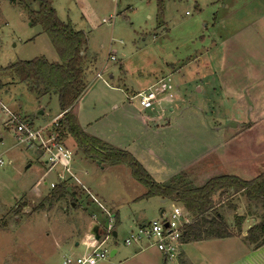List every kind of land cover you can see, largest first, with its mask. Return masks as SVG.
Here are the masks:
<instances>
[{
	"label": "rangeland",
	"instance_id": "1",
	"mask_svg": "<svg viewBox=\"0 0 264 264\" xmlns=\"http://www.w3.org/2000/svg\"><path fill=\"white\" fill-rule=\"evenodd\" d=\"M257 2L259 6L254 0H54L58 18L86 34L87 53L95 59L93 69L90 63L85 74L86 94L71 112L79 128L100 144L134 153L148 174L162 185L180 180L200 187L217 175L249 180L264 173V114L239 113L232 96L239 90L220 91L210 75L208 80L215 91L209 87L196 92L205 82L200 78V65L206 60L215 63L223 59L226 81L231 76L235 82L238 77H264V0ZM245 10L257 18L248 24L235 19ZM226 19L232 24L227 25ZM227 27L238 28L236 35L227 36ZM40 56L50 62L58 60L47 35L39 25L31 24L29 10L10 0H0V264H62L65 254L83 253L84 246L74 244L82 239L85 227L88 235L95 225L105 234L110 223L117 235H111L104 246L117 253L104 264H233L234 252H240L241 242L231 238L182 244L180 253L165 263L152 246L138 252L136 244L125 245L135 219L149 222L159 217L160 210L169 212L171 208L170 201L141 198L145 188L126 165H101L93 160L78 163L76 173L93 197L71 184L66 190L77 191L75 200L66 193L50 203L54 192L50 184L61 183L57 172L62 167H47L40 149L18 145L13 127L6 124L11 113L38 128L53 121L60 112L56 95L38 96L5 70L16 61ZM176 63V72L172 73ZM163 71L172 75L173 82L186 90V95L185 103L175 113L177 120L156 132L151 116L149 121L145 119L149 112L139 113L138 103L133 100L130 104L128 98ZM99 72L100 78L96 77ZM166 76L164 81L168 83ZM229 85L240 88L249 84ZM258 85L256 96L263 103L264 82ZM255 91L256 86L245 97L249 99ZM217 96L224 97L220 104L215 103ZM261 109L264 111V106ZM164 119L163 115L161 126L170 122ZM248 119L256 120L255 129L246 131L240 127V122H249ZM65 140L74 157H84L73 140ZM225 140L228 142L223 143ZM221 143L223 147H218ZM210 146L215 148L200 160L198 155ZM150 150L159 154L151 155ZM196 158L200 161L195 162ZM213 204L236 232L234 215L247 214L249 207L245 197L229 190L223 195L216 193ZM255 208L250 205V209ZM245 219L256 221L253 216ZM246 225L245 221L243 227Z\"/></svg>",
	"mask_w": 264,
	"mask_h": 264
},
{
	"label": "trees",
	"instance_id": "2",
	"mask_svg": "<svg viewBox=\"0 0 264 264\" xmlns=\"http://www.w3.org/2000/svg\"><path fill=\"white\" fill-rule=\"evenodd\" d=\"M54 0H10L29 10L32 25H39L57 53L58 60L50 62L43 56L26 61H16L8 65L9 70L28 90L38 96H57L60 112L58 136L62 140L69 134L86 159L103 165H126L132 177L144 188V197L159 196L179 202L191 215V222L183 227V241H201L228 238L240 235L246 216L256 219L246 232L244 240L258 248L264 245V173L246 180L235 175H217L209 178L200 187L188 186L180 180H172L168 185L156 183L142 164L128 151L100 144V141L81 130L70 108L85 93L88 69L86 55V34L74 28L69 21H61L53 7ZM51 202L66 193L75 200L77 191L67 192L65 183L53 187ZM232 190L241 193L247 200V214L234 215V230L228 226L223 215L214 209L213 196ZM74 195H73V192ZM250 205H255L254 210ZM213 210V211H212ZM212 212L210 216L208 213Z\"/></svg>",
	"mask_w": 264,
	"mask_h": 264
},
{
	"label": "built area",
	"instance_id": "3",
	"mask_svg": "<svg viewBox=\"0 0 264 264\" xmlns=\"http://www.w3.org/2000/svg\"><path fill=\"white\" fill-rule=\"evenodd\" d=\"M103 19L102 22H107ZM110 59L114 56L110 55ZM101 73L96 77L100 78ZM174 92L169 89L168 84L162 79L157 81L145 90L131 95L128 100L136 101L139 110L142 112L163 111V103L171 101ZM63 112L59 113L53 121L48 124L34 128L31 124L19 120L18 116L9 113L7 125L13 127L15 138L18 145H27L40 149L45 158V162L50 166L60 165L67 174L70 172L71 151L65 147L58 136L59 119ZM161 115H159L160 117ZM161 118V117H160ZM0 156V165H2ZM59 181L63 180V174H58ZM54 183L50 184L53 188ZM111 221V220H110ZM191 222V218L182 208L174 207L166 216L153 219L144 225H136L131 229L124 239V244H140L145 241L146 246H152L159 251L165 259H172L178 252L183 237V227ZM113 234V226L108 224L105 234L99 241L94 239L85 243L86 251L81 255L65 254L62 264H101L110 256V249H107L105 241ZM113 236V235H112Z\"/></svg>",
	"mask_w": 264,
	"mask_h": 264
},
{
	"label": "crops",
	"instance_id": "4",
	"mask_svg": "<svg viewBox=\"0 0 264 264\" xmlns=\"http://www.w3.org/2000/svg\"><path fill=\"white\" fill-rule=\"evenodd\" d=\"M254 3H255V5H258L259 6V4H258V2H257V0L255 1L254 0ZM226 5H224V7H225ZM254 17V20L257 18V16L255 15V14H253V13H250V10L249 11H247L246 12V10L245 11H243V13L241 14V13H238V14H236L235 15V19H241V21L242 22H246V24H248L249 22H251L252 21V18ZM226 24L227 25H230V24H232V22H229L228 21V19H226ZM223 27H224V29L226 28L225 27V22H223ZM222 27V28H223ZM228 28V27H227ZM229 29V31L227 32V36L228 35H236V30L238 29V28H235V30L233 29V28H228ZM224 31H226V30H224ZM253 33H254V31H253ZM225 37L224 36V38H227V39H230L232 36H230V37ZM260 36V35H259ZM227 39H226V41L224 42V44L227 42ZM262 39V38H261ZM248 40V39H247ZM246 40V41H247ZM263 41H264V39H262ZM224 46V48L226 49L228 46H226V45H223ZM87 51H88V48L86 49V55H87V61H88V63L90 64H92L90 67L93 69V63H94V61H95V59H94V57L93 56H91V55H89L88 53H87ZM89 55V56H88ZM220 58H221V56H220ZM220 61H216L215 63H213L212 61H210V60H206V62H204L203 61V63H202V61H201V65H200V68L201 69H203V71L202 70H200L201 72H202V74H201V76H200V78H202V79H204L205 80V82H202V85L201 86H198V88H196V92H198V93H202L205 89H209V87H211L212 85L210 84V82H209V80H208V75H210L211 77H213L216 81H217V84H218V88H219V90L221 91H223V88H226L227 90H239V94H232V96L234 97V99L236 100V102H235V106L238 108V111H239V113H241L242 115H244L245 113L246 114H248L249 113V115H253V116H257V115H263L264 114V111H262V109H261V106L263 107L264 106V102L262 103V102H260L259 100H258V97L256 96V93H257V91H258V88H259V83L260 82H264V77L263 76H247L246 78H245V80H241L239 77L238 78H236L235 80H236V82L235 81H233L232 80V78L234 77V76H231L227 81L225 80V75H224V73H222L223 71L225 72V67L223 66L224 65V63H223V59L221 60V59H219ZM89 64H88V66H89ZM169 63H167L166 65H168ZM170 66V65H169ZM176 66H177V63H176V65L174 64V66L172 67V73H174V72H176L174 69H176ZM204 67V68H203ZM224 67V68H223ZM205 72V73H204ZM208 72L210 73V74H208ZM222 73V74H221ZM167 74H165L164 73V71L162 72V73H160V75H158V77H155L154 79H153V81L151 82V83H149L148 85H147V87H145L144 89H142V90H145V89H147L148 87H150L151 85H153L154 83H156L157 81H159L160 79L162 80H165V76H166ZM171 74L170 73H168V75L166 76V81H167V79L169 80V82L167 83L168 84V86H169V89L172 91V92H174V97L171 99V101H169V102H165V103H163V105H164V110L161 112V111H153V112H149L148 114H145V112H141L140 110H139V113H143V114H145L146 115V117H145V119L146 120H150V121H152L154 124H153V126H154V128H155V131L156 132H160L161 130H163V129H167L169 126H170V124L171 123H173V121L174 120H177V118H176V114L180 111V106H181V104H183V103H185V95H186V90H184V89H182L181 88V86L178 84V83H176V82H173V80L171 79ZM237 77V76H236ZM241 77H243V76H241ZM211 79V78H210ZM230 82H232V83H237V82H241V84L242 83H247V84H249L248 86H240V88H239V86H237V87H235V88H231L232 86L231 85H229V83ZM254 86H256V91L254 92V93H252L251 94V97H249V99H247V97H245V94H247L248 92H250L251 91V89L252 88H254ZM205 88V89H204ZM241 88H243V89H241ZM210 89H212V90H214L215 91V89H214V87H211ZM86 94V92L82 95V96H80L75 102H74V104L72 105V107L70 108V110H71V112H72V110L74 109V107L76 106V104L78 103V101H80V100H82L83 98H84V95ZM227 96H229L228 94H227ZM250 96V95H249ZM229 98H230V96H229ZM217 100H215V103L217 104V103H219L220 104V101H222L223 99H224V97H222V96H220V97H218L217 96V98H216ZM254 99V100H253ZM245 100H249V103H247V102H245ZM129 103H130V101H129ZM131 104V103H130ZM218 104V105H219ZM177 112V113H176ZM59 113H61V112H59ZM58 113V114H59ZM176 113V114H175ZM153 114H155L156 115V118L153 116ZM159 115H161L160 117L161 118H163V115H164V120H166V118L170 121L168 124H164V125H162L161 126V118L159 117ZM148 116H151V118L149 119L148 118ZM142 119H144V118H142ZM248 121L249 122H247V121H244V122H240V127L241 126H244V129H246V131L248 130V131H250V130H252V129H255V127H256V120H252V119H248ZM77 122V124H79V122L78 121H76ZM158 126H157V125ZM207 127V129H209V125L208 126H206ZM224 127H226V126H222V129L224 128ZM215 128V127H214ZM214 128H212V129H214ZM82 129V128H81ZM66 137H68V139H71V141L73 140L71 137H70V135L69 134H67V135H65V137H63L62 139H64L65 140V138ZM74 141V140H73ZM228 141L227 140H225V142H223V143H227ZM223 143H221L218 147H220ZM64 145H65V147L66 148H68L70 151H71V153H72V158H71V162H70V172H71V174H67L66 172H64L63 170H61V171H59V172H57V177H58V174H63V180L61 181L62 183H65V185H66V189L68 188V186H71V184H74L75 186H79V187H81L82 188V190L84 191V194L86 193L87 194V196L89 197L90 196V198H92L93 196L91 195L92 194V192H91V189L90 188H86L84 185H83V183L81 182V180H80V177H79V175L76 173V171H77V164L78 163H83V161H85V160H90V159H86L85 157H79L78 159H77V154H75L76 156L74 157V153H73V151H72V149L68 146V144L66 143V140H65V143H63ZM76 143L74 142V145H75ZM105 144H107V146H109V147H113V148H117V147H115V146H113V145H111V144H108V143H105ZM74 145H72V146H74ZM77 146V145H76ZM238 146H240V145H238ZM75 147V146H74ZM213 147L214 146H210V148L209 149H204V151L203 152H201V154H199L198 155V158L201 160V159H203L204 157H206L209 153H210V150H213ZM221 147H223V145L221 146ZM215 148V147H214ZM117 149H120V148H117ZM126 151V150H125ZM129 152V151H128ZM207 152V153H206ZM129 153H131V152H129ZM150 153H151V155H155V156H157V154H159L158 152H157V150H156V152L155 151H153V150H150ZM206 153V154H205ZM132 155L134 154V153H131ZM205 154V155H204ZM84 156V155H83ZM134 156V155H133ZM135 157V156H134ZM136 158V157H135ZM199 159H195V162H197ZM199 160V161H200ZM202 163V162H201ZM47 164V167H51L48 163H46ZM99 164V163H98ZM192 165H194V164H192ZM191 165V166H192ZM111 166V165H110ZM112 166H114V165H112ZM145 168V167H144ZM48 169V168H47ZM146 169V168H145ZM48 171V170H47ZM49 171H50V169H49ZM178 172H184V170H179ZM230 175V174H229ZM132 176V175H131ZM176 176V175H175ZM257 176V175H256ZM152 177V176H151ZM239 177V176H238ZM241 178V177H240ZM243 179V178H242ZM154 181H155V179H153ZM162 180H166V178L165 177H162ZM155 182H157V181H155ZM158 182H160V181H158ZM57 185V184H56ZM145 193V192H144ZM144 193L142 194V196H141V198H146V199H151V198H159L160 199V202L161 203H165V202H167V201H170V200H168L167 198H162V197H159V196H152V197H144ZM93 201L94 202H96V203H98V201L96 200V198L94 197L93 198ZM171 202V208H170V211L174 208V207H179V208H182L184 211H186L184 208H183V206L179 203V202H174V201H170ZM99 204V203H98ZM81 208H83V207H81ZM84 209V208H83ZM169 211V212H170ZM169 212H167L165 209H162V210H160V213H159V217H161V216H166ZM187 212V211H186ZM188 213V212H187ZM188 215L190 216V218H191V215L188 213ZM106 216L108 217V218H110V219H112V217H110L111 215L110 214H108L107 212H106ZM159 217H157V218H159ZM114 218V220H115V222H119V218L117 217V216H114L113 217ZM147 220H145V219H135L134 221H133V226H132V228L133 227H135L136 225H144V224H146L147 222H146ZM247 222V225H246V227L244 228L243 226H244V222ZM244 222H243V224H242V232H241V234L240 235H234V236H232V237H228V238H231V239H235L237 242L239 241V242H241L240 244H239V250H240V252H237L238 253V255H237V253L236 252H234V262H233V264H264V245H262V246H260V247H258V248H254L252 245H250V244H248L245 240H244V238H245V236H246V232H247V230H248V228L250 227V226H252L253 224H254V221H252V222H248V219H245L244 220ZM83 236H82V239L80 240V242H75V246H77V245H79V243L80 244H82L83 246H84V251H83V253L86 251V245H85V243H88V242H90V240H91V238H92V240L94 239L93 238V234L91 233V234H87V232H88V228H84V230H83ZM113 233H115L116 235H117V232L115 231V230H113ZM113 235V234H112ZM116 235L114 236L113 235V237H116ZM221 239H225V238H221ZM227 239V238H226ZM201 241H203V240H201ZM186 243H188V242H184L183 241V238H182V241H181V244H180V246L182 245V244H186ZM137 245V250H138V252H141V251H143V249H146V248H148V247H151V246H146V245H143L142 243H140V244H136ZM180 246H179V248H178V252H177V255L180 253ZM110 250H115V253H114V255L113 256H115V254L117 253V250L116 249H110ZM159 252V251H158ZM82 253V254H83ZM160 253V252H159ZM182 254V253H181ZM81 255V254H80ZM112 256V257H113ZM111 257V256H110ZM160 257H161V261L163 262V263H165V262H167V259H165L164 258V256L160 253ZM102 264V263H101ZM104 264V263H103ZM187 264H191V262L190 261H188L187 262Z\"/></svg>",
	"mask_w": 264,
	"mask_h": 264
},
{
	"label": "water",
	"instance_id": "5",
	"mask_svg": "<svg viewBox=\"0 0 264 264\" xmlns=\"http://www.w3.org/2000/svg\"><path fill=\"white\" fill-rule=\"evenodd\" d=\"M166 185H168V182H166L164 184V186H166ZM73 195H74V193H73ZM103 233L104 232H103L102 228L100 226H98V225H95L92 228V234H93V238H94L95 241H99V239L103 235ZM113 235L115 236L116 234L113 233ZM114 253H115V250H111L110 251V256L112 257L114 255Z\"/></svg>",
	"mask_w": 264,
	"mask_h": 264
}]
</instances>
